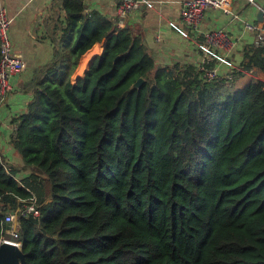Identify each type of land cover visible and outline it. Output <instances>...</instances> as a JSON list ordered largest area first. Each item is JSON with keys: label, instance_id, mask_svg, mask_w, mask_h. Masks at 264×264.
<instances>
[{"label": "trees", "instance_id": "16d2710c", "mask_svg": "<svg viewBox=\"0 0 264 264\" xmlns=\"http://www.w3.org/2000/svg\"><path fill=\"white\" fill-rule=\"evenodd\" d=\"M64 7L70 45L13 119L34 172L21 184L0 157V245L6 211L35 201L19 224L27 264H264V80L178 76L128 27ZM263 53L250 64L264 69Z\"/></svg>", "mask_w": 264, "mask_h": 264}, {"label": "crops", "instance_id": "0c3cea01", "mask_svg": "<svg viewBox=\"0 0 264 264\" xmlns=\"http://www.w3.org/2000/svg\"><path fill=\"white\" fill-rule=\"evenodd\" d=\"M153 8H140L127 18L117 16L118 0H83L87 16L97 15L113 22L119 28L128 27L134 37H140L147 52L159 68L172 69L178 76L199 70L205 56L194 40L181 36L168 22L178 19L184 0H152ZM6 7L12 18L11 38L15 54L26 61V69L14 80V91L0 105V154L11 166H15L19 180L23 171L20 154L11 144L13 119L26 112L33 99L28 84L38 71L70 45L68 19L64 0H0V8ZM264 0H232L224 9L210 10L201 24L202 32L215 28L227 30L235 40V47L228 56L235 67H220L225 90L243 89L257 80H264V69L250 64L255 50V32L248 24L259 25L263 20ZM105 42V41H104ZM104 42L98 43L83 55L71 79L75 83L83 77L93 57L102 53ZM223 51V50H220ZM264 57V53L262 55ZM87 66L83 70V64ZM231 74L229 77H225ZM44 76V75H42Z\"/></svg>", "mask_w": 264, "mask_h": 264}, {"label": "built area", "instance_id": "2783aa9c", "mask_svg": "<svg viewBox=\"0 0 264 264\" xmlns=\"http://www.w3.org/2000/svg\"><path fill=\"white\" fill-rule=\"evenodd\" d=\"M255 3V0H248ZM232 0H184L178 19L169 20V26L181 36L194 40L198 49L205 58L199 65L202 78L206 81L222 79L220 67L225 65L230 68L235 67L234 61L228 56L232 48L235 47V40L232 35L223 28H215L207 32H202L201 24L210 10L227 8ZM152 0H118L117 16L120 20L127 18L133 11L140 8H153ZM12 18L6 7L0 8V105L14 91L15 78L26 69V61L15 54L14 45L11 38ZM248 27L255 32V47L264 48V8L263 20L259 25L248 24ZM223 50V51H220ZM231 74L225 76L229 77ZM17 132V123L14 124V137ZM4 209V208H2ZM1 209V210H2ZM34 214L39 216L35 201L24 204L19 210L6 211L4 222L7 231L1 237V243L12 242L22 246L19 240L20 218ZM10 224V228L8 225ZM9 232L16 236V240L6 237ZM8 233V234H7Z\"/></svg>", "mask_w": 264, "mask_h": 264}, {"label": "water", "instance_id": "95a60500", "mask_svg": "<svg viewBox=\"0 0 264 264\" xmlns=\"http://www.w3.org/2000/svg\"><path fill=\"white\" fill-rule=\"evenodd\" d=\"M144 81L143 77L139 78L133 87H141ZM8 228H10V224ZM0 264H27L26 254L21 246L12 242H3L0 245Z\"/></svg>", "mask_w": 264, "mask_h": 264}, {"label": "rangeland", "instance_id": "374dc122", "mask_svg": "<svg viewBox=\"0 0 264 264\" xmlns=\"http://www.w3.org/2000/svg\"><path fill=\"white\" fill-rule=\"evenodd\" d=\"M0 157H1V159H2V161L4 162V164H5V166H6V168L9 170V171H15L16 173L15 174H17V170H19V169H17L15 166H11V165H9V163L7 162V161H5L4 160V158H3V156L0 154ZM20 171H23L20 175L18 174V177H19V182L21 183V184H23L24 183V178H27L28 176H30V174H32V172H34V170L33 169H29V170H20ZM8 234V233H7ZM6 237H9V238H11V240H16V236H12L11 235V233L9 232V234L6 236Z\"/></svg>", "mask_w": 264, "mask_h": 264}]
</instances>
